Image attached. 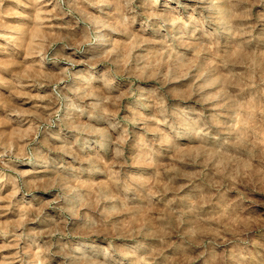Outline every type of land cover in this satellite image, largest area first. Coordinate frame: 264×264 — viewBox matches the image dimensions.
<instances>
[{
	"label": "rangeland",
	"instance_id": "rangeland-1",
	"mask_svg": "<svg viewBox=\"0 0 264 264\" xmlns=\"http://www.w3.org/2000/svg\"><path fill=\"white\" fill-rule=\"evenodd\" d=\"M0 264H264V0H0Z\"/></svg>",
	"mask_w": 264,
	"mask_h": 264
},
{
	"label": "bare ground",
	"instance_id": "bare-ground-1",
	"mask_svg": "<svg viewBox=\"0 0 264 264\" xmlns=\"http://www.w3.org/2000/svg\"><path fill=\"white\" fill-rule=\"evenodd\" d=\"M210 5V4H209ZM100 30V29H99ZM97 31V30H96Z\"/></svg>",
	"mask_w": 264,
	"mask_h": 264
}]
</instances>
